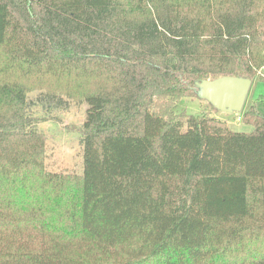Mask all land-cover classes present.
<instances>
[{
    "label": "trees",
    "instance_id": "obj_1",
    "mask_svg": "<svg viewBox=\"0 0 264 264\" xmlns=\"http://www.w3.org/2000/svg\"><path fill=\"white\" fill-rule=\"evenodd\" d=\"M263 65L264 0H0V264H264V95L251 132L174 112ZM49 78L88 105L79 175L46 166Z\"/></svg>",
    "mask_w": 264,
    "mask_h": 264
},
{
    "label": "rangeland",
    "instance_id": "obj_2",
    "mask_svg": "<svg viewBox=\"0 0 264 264\" xmlns=\"http://www.w3.org/2000/svg\"><path fill=\"white\" fill-rule=\"evenodd\" d=\"M66 85L65 81L49 78L44 81L42 86L31 89L29 98L34 102L32 111L39 118L35 126L46 137L45 160L47 169L79 175L83 173L84 169L82 126L86 119L88 105L85 101L62 94L61 92L64 91ZM49 89L59 90L63 101L41 99L39 95ZM260 95H264V76L257 73L253 78L245 108L241 112L224 113L218 111L206 100L199 99L189 91L174 106V112L196 116L213 115L225 120L234 131L251 132L254 125L245 122L243 116Z\"/></svg>",
    "mask_w": 264,
    "mask_h": 264
},
{
    "label": "water",
    "instance_id": "obj_3",
    "mask_svg": "<svg viewBox=\"0 0 264 264\" xmlns=\"http://www.w3.org/2000/svg\"><path fill=\"white\" fill-rule=\"evenodd\" d=\"M253 79L243 75H221L196 80L194 91L199 99L224 113H237L245 108Z\"/></svg>",
    "mask_w": 264,
    "mask_h": 264
},
{
    "label": "built area",
    "instance_id": "obj_4",
    "mask_svg": "<svg viewBox=\"0 0 264 264\" xmlns=\"http://www.w3.org/2000/svg\"><path fill=\"white\" fill-rule=\"evenodd\" d=\"M258 74L264 76V65L258 70Z\"/></svg>",
    "mask_w": 264,
    "mask_h": 264
},
{
    "label": "crops",
    "instance_id": "obj_5",
    "mask_svg": "<svg viewBox=\"0 0 264 264\" xmlns=\"http://www.w3.org/2000/svg\"><path fill=\"white\" fill-rule=\"evenodd\" d=\"M220 118V117H219ZM229 125V124H228Z\"/></svg>",
    "mask_w": 264,
    "mask_h": 264
}]
</instances>
